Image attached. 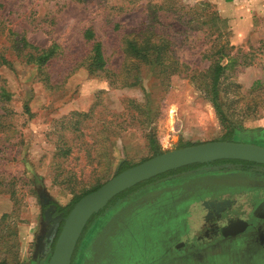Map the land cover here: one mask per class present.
I'll use <instances>...</instances> for the list:
<instances>
[{"label":"rangeland","instance_id":"1","mask_svg":"<svg viewBox=\"0 0 264 264\" xmlns=\"http://www.w3.org/2000/svg\"><path fill=\"white\" fill-rule=\"evenodd\" d=\"M0 3L7 30L24 34L41 48L58 45L44 74L14 53V68H0L1 82L12 94L11 100H0V263L27 264L44 229L46 202L66 208L76 195L112 178L122 163L152 157L153 136L164 151L226 137L264 143V88L256 85L264 84V0ZM234 4L237 9L244 4L253 21L244 40H236L232 27L225 26L226 8ZM147 25L170 41L171 59L178 64L167 76L125 53L127 32ZM89 27L102 43L108 77L86 68L92 43L84 32ZM225 43L236 57L233 65L225 60L231 95L237 99L227 123L190 78L206 70L211 53ZM5 45L0 36V49ZM47 76L49 85L43 81ZM247 107L259 114H244L241 108ZM203 175L181 172L117 199L89 224L72 264H264L258 233L245 244L196 248L190 257L172 250L185 239L180 233L200 228L205 209L213 203L211 198L182 202L194 195L188 188L201 186ZM229 195L238 206L250 208L264 190ZM180 205L186 208L184 214L178 212L185 226L175 219ZM259 214H264V204ZM260 221L264 224V216Z\"/></svg>","mask_w":264,"mask_h":264},{"label":"trees","instance_id":"2","mask_svg":"<svg viewBox=\"0 0 264 264\" xmlns=\"http://www.w3.org/2000/svg\"><path fill=\"white\" fill-rule=\"evenodd\" d=\"M0 6H3V4L0 3ZM225 26L228 27L227 19H225ZM115 28H120V24L115 23ZM0 36H4L6 40V45L0 49V68L3 66H6L12 69L14 68L13 67L14 61L11 59V55L12 53H14L15 57L21 60V62L28 64V65L37 66L38 69L42 72V74H44L43 72L44 68L48 67V65L50 64V61L58 53L57 44H53L52 46L48 48H41L33 44L32 42H30L24 34L15 32L12 29L7 30L5 21L3 19H0ZM84 38L87 42L92 43L90 55H89L87 65H86V68L89 70V73L92 75H97V76L101 75V76L108 77L109 75L106 69V60H105L104 53H103L102 43L97 40L95 36V32L93 31L91 27L85 30ZM124 42H125V47H124L125 53L127 54L129 58L135 59L147 67L148 66H150L151 68L159 67L161 68V72L166 74V76L167 74L172 73L170 69L173 68V66H176L178 64L177 61H175V59L174 60L171 59L172 55L170 53L171 51L170 41L163 36L157 35L154 32L153 28L149 27L148 25L138 32H127L124 38ZM231 51H232V46H230L227 43L218 46L217 49L211 53L212 59H211L210 66L206 70L199 71V72L198 71L193 72V74H191L190 76L192 81L196 83L197 87L204 93L205 97L209 100V102L212 103V105L215 108L216 114L218 115L219 119L223 123H227L228 118H229L228 115L234 114L233 112L230 111V109L231 107L233 108L235 103H237L236 101L237 99H235L236 97L234 95H231L232 89L230 88L232 87L230 85L232 84L228 83L227 81L228 77H227L226 70L229 65L228 63H225L226 62L225 60L227 61L232 60L231 65H233L236 62V57H234L231 54ZM176 68L177 67H174V70H176ZM1 81L2 79L0 77V100L7 102L11 100L12 94L7 90L6 86ZM43 81L46 82L47 85H49L50 78L47 76L46 78H43ZM111 82L113 83V81ZM126 82H127L126 84L127 86L131 85V83H129L128 81ZM256 85L258 87H262V89L264 88V84L260 81H257ZM130 102L131 104H133L135 109L141 111V107H139L135 102H133L132 100H130ZM25 108H26V112L30 113V109L27 106ZM241 110H244V114L246 115L253 114V112H255L254 109H251V107H247V109L241 108ZM250 110H252L253 112L249 113L248 111ZM143 113L145 114L147 112L144 111ZM257 114L259 113L256 111L255 115ZM227 138L229 137H226L223 140H227ZM188 145H191V144L181 145L176 148H180V147H184ZM150 146L153 152L152 157L157 154L166 152L162 150V147L157 141L155 136L150 138ZM68 151L67 150L64 151V154H67ZM224 161H233V160H220L217 162H224ZM234 162H240L246 166L256 165L259 167H264V165L262 164H256V163L248 162V161L235 160ZM134 165H128L127 163L124 162L120 165L118 172H122L125 169L131 166H134ZM196 166H199V164L191 165V166L184 167V168L174 170V171H170L162 175H159L157 177H154L148 181L142 182L124 191L120 195H118L115 199H113L110 202V204L114 203L117 199L123 198L127 196L128 194H131L137 191L138 189L142 187H145L147 185L153 184L154 182H157V180H161L169 175L190 171ZM106 181L98 182L91 189L85 190L82 193L76 195L74 200L68 207L66 208L59 207V208L62 209L65 212L64 215L67 216L71 208L73 207V205L80 198L98 189ZM59 183L63 184L64 181H59ZM70 188L73 189V187H70ZM72 191L74 192V189ZM99 214H96L90 220L89 224ZM0 264H5V262L0 263Z\"/></svg>","mask_w":264,"mask_h":264},{"label":"flooded vegetation","instance_id":"3","mask_svg":"<svg viewBox=\"0 0 264 264\" xmlns=\"http://www.w3.org/2000/svg\"><path fill=\"white\" fill-rule=\"evenodd\" d=\"M256 144L264 146V143L257 142ZM234 161H215L199 164V166L190 170L191 174L200 172L204 175L198 181L201 186L195 185L188 188L189 191H194V195L190 194L182 199V202L192 200L198 202L211 198L213 203L205 209L200 228L193 233L187 231L184 234L180 233V236L185 239L173 246L172 250L177 254L182 253L183 257H190V253H193L196 248L206 251L230 243L245 244L247 237L255 233H258L259 243L264 247V224L260 221L264 214H259L260 207L264 204V196H259L255 199L258 202L256 207L251 206L248 208L249 206H246V204L245 206H238L237 200H233L229 195L230 192L235 190H238V192L245 191L247 194L250 190L261 193L264 190V167L256 165L246 166ZM246 169H249V172L252 170L254 173L250 174ZM174 175L176 174L165 178ZM202 191L204 192L202 193ZM174 211L176 212L175 219L185 226L186 224L181 221L179 215L184 214L186 208L180 205ZM178 212L181 213L178 214ZM64 214L65 212L58 205L46 202L44 229L37 238V249L32 256L33 260L31 259L27 264L48 263L53 246L63 225L61 217H65Z\"/></svg>","mask_w":264,"mask_h":264},{"label":"water","instance_id":"4","mask_svg":"<svg viewBox=\"0 0 264 264\" xmlns=\"http://www.w3.org/2000/svg\"><path fill=\"white\" fill-rule=\"evenodd\" d=\"M220 160H240L264 165V146L228 140L207 141L157 154L116 173L98 189L80 198L68 215L61 217L63 225L47 264H72L90 220L124 191L170 171Z\"/></svg>","mask_w":264,"mask_h":264},{"label":"crops","instance_id":"5","mask_svg":"<svg viewBox=\"0 0 264 264\" xmlns=\"http://www.w3.org/2000/svg\"><path fill=\"white\" fill-rule=\"evenodd\" d=\"M228 1V0H226ZM234 0H229L228 2H232ZM237 2H235L236 4ZM235 4L226 8V18H227V25L228 29L232 27L235 33L236 40H244L248 34L249 30L252 27L253 21L249 18L248 15V8L245 7L244 4L241 5V9H237ZM239 6V4H238ZM241 14H244L243 18ZM229 19V21H228ZM231 30V29H230Z\"/></svg>","mask_w":264,"mask_h":264}]
</instances>
